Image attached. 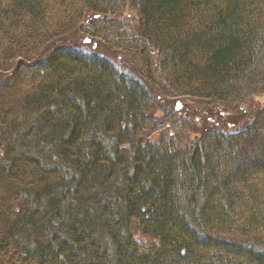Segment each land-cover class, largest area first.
Masks as SVG:
<instances>
[{
	"label": "trees",
	"instance_id": "1",
	"mask_svg": "<svg viewBox=\"0 0 264 264\" xmlns=\"http://www.w3.org/2000/svg\"><path fill=\"white\" fill-rule=\"evenodd\" d=\"M263 94L264 0H0V264H264Z\"/></svg>",
	"mask_w": 264,
	"mask_h": 264
},
{
	"label": "rangeland",
	"instance_id": "2",
	"mask_svg": "<svg viewBox=\"0 0 264 264\" xmlns=\"http://www.w3.org/2000/svg\"><path fill=\"white\" fill-rule=\"evenodd\" d=\"M115 17L119 19L125 18V20H130L132 22V32H134L136 29H139L140 24L138 20V14L134 9H126L121 14L115 15ZM85 39H87V37L83 33L78 30H73L71 33L66 34L57 40L54 45H52L50 50L59 46L71 45L75 46V48L92 51L113 62V64H115L122 72H125L136 78H142L141 74L139 73L140 59L135 54L122 52L119 50H108L99 41H95V46L92 47L93 42L91 43L90 40L88 42H84ZM256 99L259 101H264V94L258 96ZM262 105H264V103H262ZM173 106L179 114L189 115L188 118L191 121L194 130L212 125L214 122V116L217 117V119L227 118L228 120H235L238 117L237 110L230 108L225 109L212 101L182 98L174 101Z\"/></svg>",
	"mask_w": 264,
	"mask_h": 264
},
{
	"label": "water",
	"instance_id": "3",
	"mask_svg": "<svg viewBox=\"0 0 264 264\" xmlns=\"http://www.w3.org/2000/svg\"><path fill=\"white\" fill-rule=\"evenodd\" d=\"M86 42H88V39H86Z\"/></svg>",
	"mask_w": 264,
	"mask_h": 264
}]
</instances>
